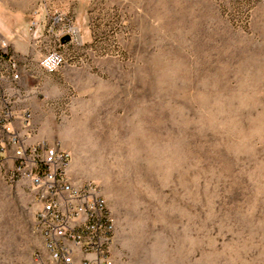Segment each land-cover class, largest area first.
I'll return each mask as SVG.
<instances>
[{
	"label": "rangeland",
	"instance_id": "rangeland-1",
	"mask_svg": "<svg viewBox=\"0 0 264 264\" xmlns=\"http://www.w3.org/2000/svg\"><path fill=\"white\" fill-rule=\"evenodd\" d=\"M77 1L82 44L50 33L41 54L65 62L29 61L19 102L31 142L102 187L115 263L264 264V0ZM38 208L30 181L0 177V264L47 258Z\"/></svg>",
	"mask_w": 264,
	"mask_h": 264
},
{
	"label": "built area",
	"instance_id": "built-area-1",
	"mask_svg": "<svg viewBox=\"0 0 264 264\" xmlns=\"http://www.w3.org/2000/svg\"><path fill=\"white\" fill-rule=\"evenodd\" d=\"M41 13L33 12L29 27L36 32ZM49 33L58 44L64 37L81 45L76 26L55 19ZM59 50L46 54L42 67L52 71L63 65ZM23 62L6 40H0V177L30 181L39 208L34 230L44 242L42 264H116L113 247L115 218L103 189L94 182L77 184L70 173L72 155L47 142L32 143V114L20 105ZM11 162L12 166L6 167Z\"/></svg>",
	"mask_w": 264,
	"mask_h": 264
},
{
	"label": "crops",
	"instance_id": "crops-1",
	"mask_svg": "<svg viewBox=\"0 0 264 264\" xmlns=\"http://www.w3.org/2000/svg\"><path fill=\"white\" fill-rule=\"evenodd\" d=\"M49 2L60 7L64 15L63 21L66 22L65 13L71 11L73 0H0V40L10 43L11 50L21 58L24 69L29 61L43 57L39 50L40 45L44 40L52 37L50 33L45 37V33H42L46 28H50L48 6H46ZM76 3H78V9L82 11L81 5L85 6L87 0H78ZM38 8L43 10L41 24L39 29L31 34L29 23L33 12Z\"/></svg>",
	"mask_w": 264,
	"mask_h": 264
},
{
	"label": "water",
	"instance_id": "water-1",
	"mask_svg": "<svg viewBox=\"0 0 264 264\" xmlns=\"http://www.w3.org/2000/svg\"><path fill=\"white\" fill-rule=\"evenodd\" d=\"M70 42V38L67 36V37H64L63 39H62V43L63 44H66V43H69Z\"/></svg>",
	"mask_w": 264,
	"mask_h": 264
}]
</instances>
